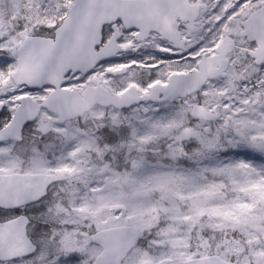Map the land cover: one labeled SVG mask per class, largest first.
Listing matches in <instances>:
<instances>
[{"label": "snow or ice", "instance_id": "snow-or-ice-1", "mask_svg": "<svg viewBox=\"0 0 264 264\" xmlns=\"http://www.w3.org/2000/svg\"><path fill=\"white\" fill-rule=\"evenodd\" d=\"M0 264H264V0H0Z\"/></svg>", "mask_w": 264, "mask_h": 264}]
</instances>
